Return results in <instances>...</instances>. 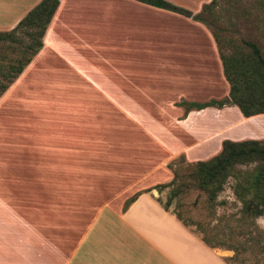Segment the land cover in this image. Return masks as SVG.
I'll return each instance as SVG.
<instances>
[{"label": "rangeland", "instance_id": "obj_1", "mask_svg": "<svg viewBox=\"0 0 264 264\" xmlns=\"http://www.w3.org/2000/svg\"><path fill=\"white\" fill-rule=\"evenodd\" d=\"M69 1L72 6L79 4L86 8L90 20L111 22L110 12L107 14L105 10L101 15L95 12L97 6L107 5L109 0ZM164 1L175 6L177 3L191 5L208 25L205 28L211 37L207 42L205 37L200 41L203 42L204 74L205 63H208V72L200 79V83L204 82L202 91L199 79H191L189 72L191 63H197L195 58L173 54L185 56L186 38L195 33V29L179 19H169L148 10L146 15L140 12L136 16L142 21V33L126 44L129 50L134 43L131 45L134 52L126 54L124 64L132 81L131 86L124 87L127 92L75 91L68 86L70 84L58 83L57 76L54 78L58 69L63 68L60 61L53 62V68L48 71L51 73L44 79L36 76L42 68L36 67L35 71L27 72L20 85L14 86L0 103V149L12 144L28 149L33 165L46 171L43 176L53 182H67L73 191H77L74 185L89 182L88 188L82 191L84 196L94 198L96 203L92 207H100L110 200L114 207L122 209L134 193L169 183L172 171L177 170L181 176L179 182L184 186L177 196L170 198L169 211L180 216L199 237L204 236L212 243L238 246L236 260L228 264H264V214L258 218H243L236 195V192H244L237 187L245 185L247 175L256 164L238 166L223 184L214 205L184 176L191 164L218 155L223 141L264 139V127L260 126L264 116L232 128L229 126H236L238 122L235 114L225 118L224 113L223 118L227 120L214 117H220L228 105H208L222 101L227 88L222 70L218 68L220 60L218 55L215 57L211 32L217 35L220 53L226 56H245L247 51L241 41L247 40L257 44L264 57V0H216L210 15L207 10L200 14L202 6L210 0ZM127 2L114 0L112 3L131 4ZM129 16L130 23H134V10ZM84 40L90 41L79 42L80 52L86 48L81 53L87 65L84 71H89L93 63L109 61L107 64H111L106 59L109 55L123 65L126 49L125 45L123 49V32L110 33L106 26H98L84 36ZM195 47L201 51V44ZM152 53L159 56L150 55ZM72 61L70 69L74 67ZM175 72L183 83L194 80L198 85L193 90L181 84L176 90L163 91L169 89L167 86L175 79L170 77ZM49 86L57 87L50 89ZM21 88L26 91L16 100L13 96ZM10 135L24 140L13 141ZM185 146L190 147L187 156H194V162L188 161L181 151ZM34 180H37L36 173ZM170 189L156 191L161 203L170 197ZM228 251L225 259L234 256L233 250Z\"/></svg>", "mask_w": 264, "mask_h": 264}, {"label": "crops", "instance_id": "obj_2", "mask_svg": "<svg viewBox=\"0 0 264 264\" xmlns=\"http://www.w3.org/2000/svg\"><path fill=\"white\" fill-rule=\"evenodd\" d=\"M40 1L0 0V32L14 29ZM126 1L131 4L119 5L112 3L114 0H109L107 5L97 6L95 12L99 15L105 14V10L107 14H111V22L98 23V20L89 19V12L83 6H72L69 0H60L43 37L42 49L13 82V86L10 85L11 88L0 97V103L14 90V86L20 85L21 78L27 72L42 67L36 76L44 79L51 73L48 71L57 60L63 64V68L58 69L54 78L57 76L58 83L70 84L68 86L75 91L106 94L127 92L124 87L131 86L132 81L124 64L127 63L126 54L134 52L131 49L134 43L129 50L126 44L130 43V39L136 40L142 33V21L136 15L141 14L140 12L146 15L147 10L169 19H179L195 29V33H190L186 38L185 56L173 54L182 58H195L193 60L197 63H191L189 72L193 76L191 79H199L200 83V79L203 80L208 72L206 62L204 74L203 42H200L204 41L203 37L206 42L211 37L205 25L166 9L136 0ZM181 4L187 8H183ZM176 7L187 10L192 15L197 13L187 3H177ZM133 10L134 23H130L129 14ZM98 26H106L110 33L123 32V49L124 45L126 48L123 50V65L122 62L117 63L113 55H109L106 59L111 64H107L109 61L106 64L93 63L89 71H84L87 65H84L86 61L81 58V53L86 48L80 52L79 42H90L84 40V36L94 32ZM213 42L217 57V45L215 40ZM195 44H201V51ZM62 54H69L71 57L63 58ZM150 55L159 56L155 53ZM69 60L75 61H72V69L68 68L71 66ZM218 68L223 74L221 61ZM170 78L175 79L170 81L167 86L169 89L163 91L176 90L175 87L181 84L188 90H193L198 85L194 84V80L189 84L183 83L179 80L178 72ZM226 85L223 100L228 99L227 82ZM199 86L202 91L204 82ZM56 87L49 86L50 89ZM23 91L26 88H21L13 97L17 100ZM224 109L220 117H214L224 120L231 113L235 114L238 122L236 126H229L232 128L264 116L260 114L245 118L238 107L232 104ZM260 126L264 127V123ZM9 137L13 141L24 140L17 135ZM189 148L185 146L181 151L188 161L194 162V156H187ZM31 156V151L18 148L17 144L0 149V264H228L225 258L230 251L209 247L190 228L184 226L174 213L162 207L158 202L157 192L153 189L156 185L134 193L135 199L126 208L114 207L110 200L100 207H92L96 203L94 198L84 196L82 191L88 188L89 182L74 185L73 188L77 191H73L63 180L50 181L42 175L46 171L33 165ZM35 173L37 180H34Z\"/></svg>", "mask_w": 264, "mask_h": 264}, {"label": "trees", "instance_id": "obj_3", "mask_svg": "<svg viewBox=\"0 0 264 264\" xmlns=\"http://www.w3.org/2000/svg\"><path fill=\"white\" fill-rule=\"evenodd\" d=\"M136 1L192 18L208 28L207 23L199 17V14L192 15L191 12L173 6L164 0ZM59 2L60 0H41L21 19L14 29L0 32V97L10 85L13 86V82L42 49L43 37L59 6ZM215 2L216 0H211L209 3L204 4L200 14L206 10L210 11L209 15L212 14L211 7L215 5ZM211 34L218 48L223 75L229 85V93L228 99L220 102L213 101L208 105H235L245 118L264 114V57L261 49L254 42L242 40V47L246 49L247 54L245 56L241 55L240 58L235 55L226 56L220 53L217 35L214 32H211ZM249 164H256V166L247 175L246 178L249 179L245 185H238L237 187L244 192L242 194L236 192V195L241 203L242 217L258 218L264 214V139L239 142L223 141L218 155L209 160L191 164L188 168L189 172L184 176L192 180L197 189L207 195L208 202L214 205L218 193L222 191L223 184L228 177L235 173L238 166ZM172 174L173 177L169 183L156 185L153 188L158 193L165 188H171L170 197L164 204L158 200L166 211H169L170 198L177 196L184 186L183 182H179L181 176L178 171L174 170ZM134 199L135 197L124 208ZM175 216L184 226L189 228V225L180 216ZM194 233L196 234V232ZM200 238L211 248L233 250L234 256L226 259L227 263L236 260V248L238 246L225 244L224 242L212 243L204 236ZM243 244L246 245V242ZM251 247L253 246L249 245V248Z\"/></svg>", "mask_w": 264, "mask_h": 264}]
</instances>
